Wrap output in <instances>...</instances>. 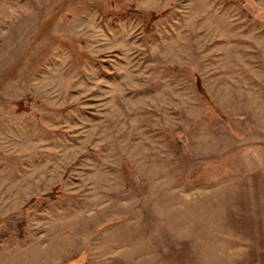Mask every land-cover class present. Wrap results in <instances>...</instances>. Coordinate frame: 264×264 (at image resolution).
<instances>
[{"label":"rangeland","instance_id":"obj_1","mask_svg":"<svg viewBox=\"0 0 264 264\" xmlns=\"http://www.w3.org/2000/svg\"><path fill=\"white\" fill-rule=\"evenodd\" d=\"M0 264H264V0H0Z\"/></svg>","mask_w":264,"mask_h":264},{"label":"trees","instance_id":"obj_2","mask_svg":"<svg viewBox=\"0 0 264 264\" xmlns=\"http://www.w3.org/2000/svg\"><path fill=\"white\" fill-rule=\"evenodd\" d=\"M197 88H198V91L204 92L202 90V88H201V84L200 83L198 84ZM29 105H30V101H26V102L25 101H20V102L16 103L17 110L21 111V112L22 111H25V112L31 111V107Z\"/></svg>","mask_w":264,"mask_h":264}]
</instances>
